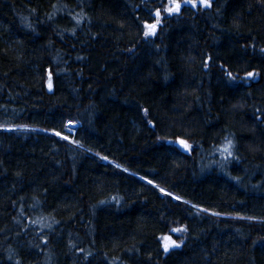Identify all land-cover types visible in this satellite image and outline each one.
Returning a JSON list of instances; mask_svg holds the SVG:
<instances>
[{"label": "trees", "instance_id": "16d2710c", "mask_svg": "<svg viewBox=\"0 0 264 264\" xmlns=\"http://www.w3.org/2000/svg\"><path fill=\"white\" fill-rule=\"evenodd\" d=\"M168 2L0 0V264H264V0Z\"/></svg>", "mask_w": 264, "mask_h": 264}, {"label": "snow or ice", "instance_id": "6c2138e0", "mask_svg": "<svg viewBox=\"0 0 264 264\" xmlns=\"http://www.w3.org/2000/svg\"><path fill=\"white\" fill-rule=\"evenodd\" d=\"M184 4H190L193 8L197 7V3H199V5L203 6L204 8H210L212 6L211 0H183ZM161 7L163 8V11L166 12L168 15H173V14H179L182 8V4L180 2V0H169L168 5H164L163 3H161ZM155 22L154 23H145L144 24V37L148 38V37H152L155 36L157 34V29L158 26L161 24V11L160 8L156 9L155 12ZM77 23L79 24L80 21L77 20ZM262 51H264V49H262ZM228 75L231 77V73H228ZM249 76H254L256 75L255 73L249 72L248 73ZM233 79H235L233 77ZM52 84H51V73H49V89L51 90ZM145 114H147V109L144 110ZM69 124H72V121H69ZM9 131H12L13 129H8ZM54 135L60 137L61 139L64 140H68L67 136H62L61 133L59 131H54ZM226 141V146L223 148V151L225 153H227L228 157H231L233 155L232 152V148L234 147V144L231 140H229L227 137L225 138ZM70 143H74L77 146H81L79 144V141L73 140L70 141ZM178 144L180 146H182L185 150L190 149V145L187 143V141L185 140H179ZM104 159H107V157H104ZM125 171H127V169H125ZM148 183H152V181H148ZM161 191L163 192L164 190L161 189ZM170 195V193H167ZM115 199V197H114ZM174 199L179 200L180 197H174ZM103 203V202H102ZM193 207H196L195 205H193ZM206 211V210H205ZM214 215H220L219 213H213ZM248 219H252L251 217H249ZM172 231L174 232H184L187 231L186 228H174L172 229ZM165 243L163 244V248L165 252H168L171 248H178L180 247V243H177L175 240H173L171 237H163L162 238Z\"/></svg>", "mask_w": 264, "mask_h": 264}, {"label": "rangeland", "instance_id": "374dc122", "mask_svg": "<svg viewBox=\"0 0 264 264\" xmlns=\"http://www.w3.org/2000/svg\"><path fill=\"white\" fill-rule=\"evenodd\" d=\"M77 124V123H76ZM67 127L69 128V130L71 131V129H73L75 127V124H69V122L67 123Z\"/></svg>", "mask_w": 264, "mask_h": 264}]
</instances>
